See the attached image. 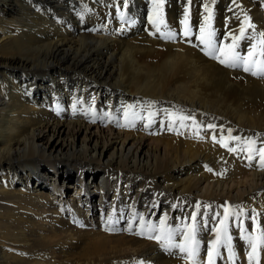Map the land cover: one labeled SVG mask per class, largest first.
Wrapping results in <instances>:
<instances>
[{"label": "bare ground", "instance_id": "bare-ground-1", "mask_svg": "<svg viewBox=\"0 0 264 264\" xmlns=\"http://www.w3.org/2000/svg\"><path fill=\"white\" fill-rule=\"evenodd\" d=\"M146 1L0 0V264H264V79ZM156 1L223 59L264 33V0Z\"/></svg>", "mask_w": 264, "mask_h": 264}, {"label": "rangeland", "instance_id": "rangeland-1", "mask_svg": "<svg viewBox=\"0 0 264 264\" xmlns=\"http://www.w3.org/2000/svg\"><path fill=\"white\" fill-rule=\"evenodd\" d=\"M155 1L156 0H153V1L147 0L146 2H144L145 4L144 15L145 16L143 19L144 23H142V26H141V32L147 35L151 40H156L159 42L163 41L162 43H165V44L174 43V44H181L184 46H189L191 48H194V50H197L196 52H198L199 54H202L203 57L205 56L206 59L211 60L215 63H218V65H220L224 69H227L229 71L238 70L237 72L241 74L243 73V75H248L256 79H264V75H259V74L253 75L252 74L253 71H258V67L260 66L261 62H264V55L261 54L262 50H264V44H261L260 42L261 38L256 37L255 33L253 35L252 41L251 39L245 40L244 43L241 45L242 47L240 46V48H238L237 50L236 48H234L235 50H232L231 52H228L227 54V59L229 60V62L231 61V57L233 53L241 58H245L249 60L250 62L255 61V63H250L248 65L251 70L248 72H245L244 65L242 63H238L237 67H228L225 64H221L219 62V59L215 58V57L220 56V59H223L221 47L219 49V46L221 45V40L223 39V35H222V29L218 25L217 26L219 28L215 26V24H213L212 18H208V21H207L208 29L204 28V31L202 33L197 34L196 25H193L195 24L194 16L190 13L189 8H186V9L179 8V7L177 8V6L174 4L176 6V9L174 10V13L171 14V16H169L170 14L168 13V10L165 4H162L160 2L158 3L157 1L155 3ZM208 10H214V8H208ZM224 14L225 13H223V16ZM165 16L168 19H166ZM123 17H124L123 15L120 16L118 21L124 22ZM263 17H264V11H263ZM248 24H249V20L247 19L243 25L244 31L249 28ZM223 27H224L223 30H225L226 25ZM186 32H187V35H185ZM209 34H211L212 37L209 36ZM215 34H220L221 37L215 38L216 37ZM240 34H241V31H239V35ZM201 36L204 37V39L206 40V43L201 42V39H200ZM209 40H210V43H207V41ZM249 42L250 44H248ZM240 50H242V52ZM166 117L168 118L169 116H166ZM166 117H162L159 125L167 123V121L165 120Z\"/></svg>", "mask_w": 264, "mask_h": 264}, {"label": "snow or ice", "instance_id": "snow-or-ice-1", "mask_svg": "<svg viewBox=\"0 0 264 264\" xmlns=\"http://www.w3.org/2000/svg\"><path fill=\"white\" fill-rule=\"evenodd\" d=\"M245 19L247 20V17H245ZM248 26L252 27V25L250 23L248 24ZM240 31H241V37H242L244 34V28H241ZM201 32H203V29H201ZM185 35H187V32L185 33ZM209 36H211V34H209ZM200 39H201L202 43H206L203 36H201ZM260 42H261V44H264V33L261 34V41ZM207 43H210V40L207 41ZM221 51H223V50H221ZM261 54L264 55V50H262ZM215 58L219 59V62L221 64H225L228 67H237L238 63H242L244 65V71L245 72H248L251 70L250 67L248 66L250 63H255V61L250 62L249 60H247L245 58H241V57L235 55L234 53L232 54L230 62L227 58H225V59H220V57H215ZM252 74L253 75H258V74L264 75V62H261L260 66L258 67V71H253ZM231 150H234V149H231ZM259 156L261 159V165H262V167H264V148L259 150ZM249 158L251 159V157H249ZM208 170L211 171V169H208ZM161 223H163V222H161ZM157 239H160V237H157ZM177 247H179L181 251H185V248L182 245H177ZM254 251H255V248H254Z\"/></svg>", "mask_w": 264, "mask_h": 264}]
</instances>
